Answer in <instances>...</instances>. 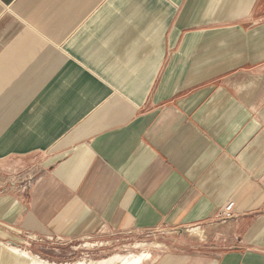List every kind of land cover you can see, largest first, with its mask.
Wrapping results in <instances>:
<instances>
[{"label": "crops", "instance_id": "0c3cea01", "mask_svg": "<svg viewBox=\"0 0 264 264\" xmlns=\"http://www.w3.org/2000/svg\"><path fill=\"white\" fill-rule=\"evenodd\" d=\"M0 228L264 264V0H0Z\"/></svg>", "mask_w": 264, "mask_h": 264}, {"label": "rangeland", "instance_id": "374dc122", "mask_svg": "<svg viewBox=\"0 0 264 264\" xmlns=\"http://www.w3.org/2000/svg\"><path fill=\"white\" fill-rule=\"evenodd\" d=\"M23 166L25 169L16 173L12 181L13 186H18L19 193L31 186L41 167L39 162L31 160ZM191 230L181 232L159 228L121 235L104 232L91 240L70 242L58 238H38L2 228L0 245L8 246L4 253L10 257V264L25 261L44 264H137L138 258L146 260L148 252L151 256L147 259H150L153 255L179 249L185 242L195 245L203 241L204 234L192 235Z\"/></svg>", "mask_w": 264, "mask_h": 264}, {"label": "bare ground", "instance_id": "6f19581e", "mask_svg": "<svg viewBox=\"0 0 264 264\" xmlns=\"http://www.w3.org/2000/svg\"><path fill=\"white\" fill-rule=\"evenodd\" d=\"M8 249V246L6 245H0V264H10V257L5 254L4 252L7 251ZM4 254V255H3ZM141 260L139 259L137 261V264H140ZM19 264H44V263H41V262H36V261H32V262H23V263H19Z\"/></svg>", "mask_w": 264, "mask_h": 264}, {"label": "built area", "instance_id": "2783aa9c", "mask_svg": "<svg viewBox=\"0 0 264 264\" xmlns=\"http://www.w3.org/2000/svg\"><path fill=\"white\" fill-rule=\"evenodd\" d=\"M233 208H234V202H230L223 211V217L224 218H230L233 216Z\"/></svg>", "mask_w": 264, "mask_h": 264}]
</instances>
